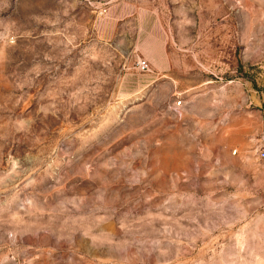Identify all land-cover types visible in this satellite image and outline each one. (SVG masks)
Wrapping results in <instances>:
<instances>
[{
    "label": "rangeland",
    "instance_id": "obj_1",
    "mask_svg": "<svg viewBox=\"0 0 264 264\" xmlns=\"http://www.w3.org/2000/svg\"><path fill=\"white\" fill-rule=\"evenodd\" d=\"M262 152L264 0H0V264H264Z\"/></svg>",
    "mask_w": 264,
    "mask_h": 264
},
{
    "label": "crops",
    "instance_id": "obj_2",
    "mask_svg": "<svg viewBox=\"0 0 264 264\" xmlns=\"http://www.w3.org/2000/svg\"><path fill=\"white\" fill-rule=\"evenodd\" d=\"M138 11L139 10H136V13H134V14H136L137 17H142V15L144 13H146L147 16L152 17V18L156 16L154 10H150V11L147 10L145 12V11H143V9H141L140 11H141V13L144 12L143 14H138L139 13ZM130 16H133V15H130ZM147 61H149V66H150L149 74L152 76V78H158L159 76H163L166 74L165 72H167V71H166L165 67H158V66L154 65V63H152L153 61L151 59H148ZM171 78H180V77L179 76H176V77L172 76Z\"/></svg>",
    "mask_w": 264,
    "mask_h": 264
},
{
    "label": "built area",
    "instance_id": "obj_3",
    "mask_svg": "<svg viewBox=\"0 0 264 264\" xmlns=\"http://www.w3.org/2000/svg\"><path fill=\"white\" fill-rule=\"evenodd\" d=\"M138 70L142 73L150 72L149 64L145 60H140L136 63ZM180 102H178L179 105ZM261 157L264 158V152L261 153Z\"/></svg>",
    "mask_w": 264,
    "mask_h": 264
}]
</instances>
